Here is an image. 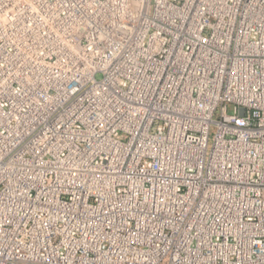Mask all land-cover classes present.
<instances>
[{"label": "built area", "instance_id": "2783aa9c", "mask_svg": "<svg viewBox=\"0 0 264 264\" xmlns=\"http://www.w3.org/2000/svg\"><path fill=\"white\" fill-rule=\"evenodd\" d=\"M0 264H264V0H0Z\"/></svg>", "mask_w": 264, "mask_h": 264}]
</instances>
